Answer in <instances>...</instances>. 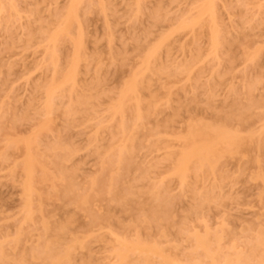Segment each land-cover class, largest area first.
Segmentation results:
<instances>
[{"label":"rangeland","instance_id":"1","mask_svg":"<svg viewBox=\"0 0 264 264\" xmlns=\"http://www.w3.org/2000/svg\"><path fill=\"white\" fill-rule=\"evenodd\" d=\"M206 1L0 0V242L12 247L6 248L9 254H15L17 247L20 253L25 252L23 247L25 250L30 248L37 235L44 234L41 227L38 228L42 223L41 216L53 223L50 236L49 232L47 236L51 238L53 234L61 249L71 242L68 246L78 248L63 264L69 260H73L69 264H116L112 248L117 236L129 238L138 233L145 241L158 242L166 249L172 246L170 251L174 256L176 252L179 261H183L184 256L187 261L189 250L192 248L193 251V233L205 234L206 230L214 233L223 227V240L220 239L221 246H225L223 251L232 249L228 248L232 243L246 251V239L263 230L264 188L261 184L264 182V163H260L264 152L261 153L258 147L262 146L264 151V141H261L264 136L258 134L264 135V0ZM2 4L5 10L1 8ZM68 14L71 18L68 33L72 36L66 34L70 39L64 31L60 33ZM212 30L218 32L219 45L212 41ZM57 33L59 42L49 40ZM78 57L81 58L78 60ZM57 72L67 74L59 79ZM56 77L62 81L58 82ZM128 88L132 95L126 93ZM125 94L127 96L123 97ZM119 101L125 110H117ZM10 118L14 120L11 122ZM190 120L194 127L205 124L213 128L224 123L226 125H219L221 128L218 129L244 133L240 136L245 141H240L235 148L221 144L231 149H227V153L223 150L225 154L221 151L224 158L219 157L221 161L213 164L214 171L209 165L208 170L206 165L203 166L208 173L198 170L201 167H196L198 164L193 157L195 159L191 160L195 162L190 163L192 166L182 179V175L174 173L175 162L179 159L177 148L182 149L181 141L189 137L186 133L189 129H197H192ZM203 120L208 122L204 121L202 126L195 123H203ZM123 125L126 128L123 129ZM253 130L258 131L257 134ZM245 131L249 132L248 137ZM210 132L206 139L214 138L215 133ZM174 133L179 137L172 136ZM250 133L254 134L251 136ZM128 138H131L130 144ZM26 140L35 143L33 151L39 158L43 157V164L48 169L46 175V169L41 173L36 167L38 172L34 170L35 174L40 172L42 175L36 174L32 183H37H30L39 195L32 190V200L36 197L32 211L37 210L36 214L32 212L34 220L25 216L27 173L21 169L23 165L20 166L25 160L23 141ZM126 144L134 150L126 153L133 166L123 170L124 173L118 169L114 155ZM112 148H116V153L111 151ZM168 148H176L173 152L178 154L170 153L172 150ZM249 149L260 150L262 155L257 152L259 156L253 158L257 153L251 150L249 157ZM169 150L172 157L167 153ZM254 159L257 164L252 162ZM107 160H112L111 166L112 163L115 166L112 168ZM117 172H120L119 177ZM253 174L259 176H256L258 180ZM62 175L68 184L71 183V189H68L70 185L66 188L67 197L62 190L66 186L61 185L66 184L61 180ZM54 176L55 181L52 180ZM112 177H118L116 184L113 183L117 191L123 190V193L118 191L122 202L111 201L108 190ZM95 178H105L101 183L106 184L91 188L93 185L89 181ZM56 188L59 191H55ZM114 188L110 191L116 192ZM83 189L86 193L95 191L90 208L80 201L86 194ZM38 197L41 198L38 200ZM161 202L170 206L167 205V211H170L167 219L162 218L165 211L161 210ZM37 205L43 206L45 211ZM86 207L106 215L102 225L96 224L99 229L88 220L89 209L86 211ZM156 209L161 213L156 214L159 222L156 218L151 222L149 215L144 214L151 213L152 216ZM141 219L145 222L139 221ZM55 225L66 228L58 232L53 229ZM18 231L25 235H20L22 243L14 247L11 239ZM81 240L86 244L79 242ZM28 262L31 264L32 261Z\"/></svg>","mask_w":264,"mask_h":264},{"label":"bare ground","instance_id":"2","mask_svg":"<svg viewBox=\"0 0 264 264\" xmlns=\"http://www.w3.org/2000/svg\"><path fill=\"white\" fill-rule=\"evenodd\" d=\"M6 1V0H5ZM7 1H9V0H7ZM74 1H76V0H74ZM206 1V0H205ZM209 1H211V0H208V1H206V3H209ZM213 1V0H212ZM13 2V1H12ZM9 3V2H8ZM75 3V2H74ZM5 4H7L6 2H5ZM13 4V3H12ZM15 4V3H14ZM3 5V4H2ZM1 5V8L2 9H4L5 10V5H3L2 6ZM8 6H10V5H8ZM12 6V5H11ZM10 6V7H11ZM73 6H74V4H73ZM204 7H205V5H204ZM205 8H207V7H205ZM209 9L211 8L210 6L208 7ZM9 10V9H8ZM10 11H11V9H10ZM65 19H66V21L63 19V22L65 21V27L60 31V33H62L63 31V34H66V33H68L69 32V30L71 31V28H70V25H71V23H70V20H71V18H70V14H68L67 15V17H64ZM59 31V30H58ZM70 33V32H69ZM68 33V35H69V37H71L72 35H70ZM58 35H59V33H57V34H54L49 40H53V41H56L57 39L59 40L60 38H58ZM68 35L66 34L65 36L66 37H68ZM61 36V35H60ZM68 37V39H70ZM211 37H212V41L214 42V43H216V44H218L219 45V39L220 38H218L219 37V35H218V32L216 31V30H212V32H211ZM72 39V38H71ZM56 41V42H59V41ZM73 40V39H72ZM76 44V43H75ZM54 45V44H53ZM217 45V46H218ZM56 47V46H55ZM81 53V52H80ZM79 53V54H80ZM53 54H54V52H52V56H53ZM55 55V54H54ZM54 57V56H53ZM79 58H81V57H78L77 59L79 60ZM60 72V71H59ZM59 72H57V74L59 73ZM62 72V71H61ZM63 73V72H62ZM56 74V73H55ZM56 74V76L58 77V75ZM65 74H67V73H64V75ZM63 77H62V76ZM61 75H59L60 76V78L59 79H61V78H64V75L63 74H61ZM56 77V78H57ZM66 79H67V77H66ZM57 81L59 82L60 80H58V78H57ZM62 81V80H61ZM60 81V82H61ZM65 81V80H64ZM63 81V82H64ZM137 82H138V80H136ZM66 82H68V81H66ZM64 84V83H63ZM67 84V83H66ZM66 84H65V86H66ZM128 84V83H127ZM62 86V85H61ZM136 86V85H135ZM136 88V87H135ZM138 89V88H137ZM137 89H135V92H136V90ZM128 92H126L127 94L128 93H130V88H128ZM123 92H124V89H123ZM122 92V93H123ZM134 92V93H135ZM131 95H132V92L130 93ZM130 95V96H131ZM134 96H135V94H133ZM125 96H127L126 94L123 96V97H125ZM129 96V97H130ZM121 97V96H120ZM119 100H120V98H118ZM124 99V98H123ZM126 99H127V97L124 99L125 101H126ZM124 101V102H125ZM123 102V101H122ZM253 102V101H252ZM117 103V102H116ZM119 104H120V106L117 104V110L118 109H120V110H125V106L124 107H122L123 105L120 103V101L118 102ZM139 102L137 101V103L136 104H138ZM153 104V103H152ZM248 104H251V103H248ZM247 104V105H248ZM115 105V104H114ZM113 105V106H114ZM139 105V104H138ZM4 106V105H3ZM112 106V107H113ZM248 106H250V105H248ZM253 106V105H252ZM2 107V105L0 106V108ZM114 107H116V106H114ZM156 107V106H155ZM251 107V106H250ZM150 108V107H149ZM153 108V107H152ZM158 108V107H157ZM119 110V111H120ZM114 111V110H113ZM157 111V110H156ZM114 112H117V111H114ZM122 112V111H121ZM154 112V111H153ZM152 112V113H153ZM6 113V112H5ZM145 113V112H144ZM147 113V112H146ZM156 113V112H155ZM3 114V112L1 113V115ZM140 114V113H139ZM148 114H149V111H148ZM5 115V114H4ZM3 115V116H4ZM7 115V114H6ZM145 115H147V114H145ZM141 116V114L139 115V117ZM145 117V116H144ZM144 117H141V119L142 118H144ZM0 118L2 119V117L0 116ZM3 118H5V116L3 117ZM14 118V117H13ZM13 118H10V119H8V120H10L11 122H12V120H14ZM216 119H217V117H215ZM231 119V118H230ZM4 121H5V119H3ZM140 120V119H139ZM218 120V119H217ZM226 120V119H225ZM264 120V119H263ZM191 121V120H190ZM200 121H202V120H200ZM205 120H203V123L201 122H195L196 124L197 123H199L200 124V126H202L205 122H208V120L207 121H205ZM192 122V121H191ZM218 122V121H217ZM216 122V123H217ZM225 122V121H224ZM10 123V122H9ZM8 124V123H7ZM12 123H10V126H12L11 125ZM187 124H189V122L187 123ZM191 124H193V127H192V129H196V130H191V129H189V132H188V130H187V128H186V131L188 132V133H186V134H188L187 136H189V137H187L186 138V140H183V141H181L183 144V146H182V149H180V148H177V150L179 149L180 150V152H179V155H178V158L179 159H177V161L175 162V163H177V168L175 169L176 171H174V173L175 172H177V176H181L182 177V179H183V176H185L184 174H186L187 173V171H188V169H189V167H191L190 166V163L192 164L193 162H195V161H197V163L196 164H198V165H196V167L197 166H200L201 168H199L198 170H205V169H203V166L205 167V165H206V167L208 166L209 167V169L210 170H213L212 168V166H214L215 164H216V161L218 160V158L219 157H221V156H223V154H225L224 153V151L223 150H226L225 152L227 153V149H231V147L230 148H227V147H225V146H223L222 147V145L221 144H223V143H226V144H229V145H234V148H235V145L237 146L239 143H240V141H245V139L244 138H242L243 137V135H244V133L243 134H241L240 132L238 133H236L235 132V128H233V130H234V132H230V133H228V130L225 128V129H218V128H221L220 126H225V125H223L224 123H221V125H220V123L217 125L218 127H213L214 125H213V123L211 122V124L213 125L212 127L213 128H211L210 126H202V127H194L195 125H194V123L192 122ZM208 124H210V122L208 123ZM3 125H4V123H3ZM198 125V124H197ZM220 125V126H219ZM229 125V124H228ZM9 126V125H8ZM140 126V125H139ZM142 126H144V124L142 125ZM199 126V125H198ZM124 127V125L122 126V128ZM124 128H126V127H124ZM123 128V129H124ZM129 129V128H128ZM149 129H150V127H149ZM230 129V128H229ZM239 129V128H238ZM262 129H264V124H262ZM129 130H131V129H129ZM128 130V131H129ZM133 130V129H132ZM148 130V129H147ZM190 130H191V132H190ZM210 130H212L215 134H213V136H214V138L213 137H211V138H213V140H211V138H209V139H206L208 136H206V134H208L209 132H210ZM236 130H237V128H236ZM133 131H135V130H133ZM230 131H232L231 129H230ZM248 131H251V130H248ZM248 131H245V135H247V134H249V132ZM253 131H255V130H253ZM184 132V131H183ZM248 132V133H247ZM256 132V131H255ZM254 132V133H255ZM258 132V131H257ZM257 132H256V134H257ZM128 132H126V134H127ZM176 133H178V132H176ZM176 133H174V135H172V136H175V134ZM190 133V134H189ZM211 133V132H210ZM232 133L233 134H235V135H232ZM254 133H250L251 134V136L254 134ZM130 134V133H129ZM132 134V133H131ZM131 134L129 135V136H131ZM180 134V133H179ZM183 134V133H182ZM184 134H185V132H184ZM186 134H185V136H186ZM151 135V134H150ZM155 135V134H154ZM240 136V137H238V136ZM258 135H262V136H264L263 134H262V132H261V134H258ZM128 136V137H129ZM176 136L177 137H179V135L178 134H176ZM175 136V137H176ZM183 136V135H182ZM205 136H206V138H205ZM134 137V136H133ZM180 137H181V135H180ZM245 137V136H244ZM247 137H248V135H247ZM246 137V138H247ZM124 138H126V135L124 136ZM124 138L122 139L123 141H124ZM256 137L254 136V139H255ZM259 138H261V136L259 137ZM262 138H264V137H262ZM130 139V140H129ZM134 138H132V140H133ZM254 139H251L250 138V141L252 140V142H253V140ZM122 140H121V142H122ZM248 140V139H247ZM256 140H257V138H256ZM256 140H255V143H256ZM27 141V140H26ZM23 141L24 143H23V145H24V147H25V149L23 150V151H25L24 152V155H25V157H23V159L25 158V160H23L24 162H22L21 163V165L20 166H22L23 165V167H21V169L22 168H24V171H26V173H27V180H26V178L24 177L23 179H25L27 182H24V184H25V195H26V197H25V207H26V209L27 210H25V213H26V211H27V213H26V219H32V220H34L33 219V217H34V214H36L35 212L37 211H32V209L34 208L35 209V206H33V208H32V204L33 205H36L35 204V199H36V197L33 199L34 200V202L32 203V198H31V195L33 194V192H32V190L34 191V188L33 187H31V185L34 183V182H36V181H33V183H32V180H36V178H35V175L36 174H41V173H45V172H42V171H46V175H47V173H48V169L47 168H45L46 166H45V164H43L44 162L42 161V158H39V156H37L36 154H35V152L33 151L34 149H33V146H35V145H33V144H35V143H33L32 141ZM129 141V143L128 144H130V141H131V138H128V140H127V142ZM135 141V140H134ZM257 141H260V139L259 140H257ZM261 141H264V139L262 140L261 139ZM18 142V141H17ZM180 142V141H179ZM248 142V141H247ZM247 142H246V145H247ZM252 142H251V144H252ZM243 142H241V144H242ZM249 143V142H248ZM261 143V142H260ZM259 143V145H262V143L260 144ZM19 144V143H18ZM263 144H264V142H263ZM16 145V144H15ZM221 145V146H220ZM240 145V144H239ZM254 146H255V144H253ZM252 145V146H253ZM16 146H19V145H16ZM121 146V145H120ZM131 146V145H130ZM140 146V145H139ZM243 146H245L244 144H243ZM251 146V148H253ZM257 146V145H256ZM21 147H19V148H21ZM61 147H63V146H61ZM117 147V146H116ZM133 147V146H132ZM131 147V148H132ZM222 147V148H221ZM224 147H225V149H224ZM249 146L247 145V148H248ZM258 147V146H257ZM260 147V148H259ZM258 147V149H260L261 150V153H263L264 151H262V146H259ZM57 148H58V145H57ZM118 148V147H117ZM246 148V146L244 147V149ZM55 149V148H54ZM58 149H60V148H58ZM62 149V148H61ZM133 149V148H132ZM134 149H136V148H134ZM168 149H170V150H172L171 152H170V150L167 152L168 153V155L169 156H171V154L170 153H172L173 152V150H176V148L174 149H172V148H168ZM233 149V148H232ZM244 149H243V151H244ZM254 149H255V147H254ZM253 149V150H254ZM264 149V148H263ZM113 150L115 151L114 153H116V148L115 149H113L112 148V152H113ZM130 150L131 149H129L128 148V146H127V144L126 145H123V147L122 148H120L119 150H118V154L116 155H114L115 157H116V160H115V162L117 163V165H118V169L120 170H125L126 171V169H129L131 166H133V163H132V165H131V163H130V161H128L129 160V158L128 157H126V153L127 152H130ZM176 150V151H177ZM252 149H249V151L251 152L250 153V155H249V157L251 156V154H252V151H251ZM257 150V149H256ZM256 150H254L255 152H256ZM260 150H259V152L258 153H260ZM33 151V152H32ZM59 151V150H58ZM108 151V150H107ZM131 151H134V150H131ZM223 152V154H222V152ZM238 151V150H237ZM240 151V150H239ZM247 151V150H246ZM249 151H248V153H249ZM170 152V153H169ZM242 152V151H241ZM256 152V153H257ZM110 153L111 152H109V154H107V155H110ZM113 153V154H114ZM135 153V152H134ZM177 152H173V154H176ZM229 153V152H228ZM239 153V152H238ZM258 153L257 154H255L254 156H253V158H255V156H257L258 155ZM260 153V154H261ZM128 154V153H127ZM133 154V153H132ZM178 154V153H177ZM240 154V153H239ZM23 155V156H24ZM229 156H230V154H228ZM236 155V153L233 155V156H235ZM241 155V154H240ZM246 155V154H245ZM262 155V154H261ZM129 156V155H128ZM180 156V157H179ZM229 156H227V157H229ZM232 155H231V157H233ZM259 156V155H258ZM41 157V156H40ZM172 157V156H171ZM174 157H175V155H174ZM177 157V156H176ZM193 157H195L196 158V160L195 161H192L193 159H195V158H193ZM226 157V156H225ZM230 157V158H231ZM248 157V156H247ZM264 157V156H263ZM110 158H113V156L112 157H110ZM170 158V157H169ZM223 158H224V156H223ZM253 158H252V160H253ZM262 158V157H261ZM108 159V158H107ZM170 159H172V158H170ZM192 159V160H191ZM220 159H222V158H220ZM218 160L219 162L221 161V160ZM250 159V158H249ZM106 160V159H105ZM104 160V161H105ZM113 161H114V159H112ZM111 160V161H112ZM131 161H132V159H130ZM191 160V161H190ZM256 160H257V157H256ZM264 160V159H263ZM262 160V161H263ZM107 161H109V160H107ZM111 161H109V164H110V166H111ZM217 161V162H218ZM247 161H249V160H247ZM259 161H261V160H259ZM261 161V165H262V163H264V161L262 162ZM253 163H256L255 162V159H254V161H252ZM107 163V162H106ZM174 163V164H175ZM215 163V164H214ZM259 163V162H258ZM195 164V163H194ZM214 164V165H213ZM257 164V163H256ZM131 165V166H130ZM109 165H108V167H110ZM115 165H113V163H112V168L114 167ZM130 166V167H129ZM176 166V165H175ZM39 168V170L41 171V173L39 172V173H36L35 174V171L34 170H36L37 171V168ZM107 167V168H108ZM129 167V168H128ZM174 167V166H173ZM208 167L206 168L207 170H208ZM212 167V168H211ZM215 167V166H214ZM261 166H259V168H260ZM106 167H104V169H105ZM111 168V169H112ZM175 168V167H174ZM42 169V170H41ZM46 169V170H45ZM104 169H102V171L104 170ZM109 169V168H108ZM111 169H109V170H111ZM192 169V168H191ZM196 169V168H195ZM215 169V168H214ZM109 170H108V172H109ZM113 170V169H112ZM120 170V171H121ZM207 170H205V172H207ZM258 170V169H257ZM260 170H262V169H260ZM259 170V171H260ZM106 171V170H105ZM128 171V170H127ZM214 171V170H213ZM216 171V170H215ZM258 171V172H259ZM23 172V171H22ZM38 172V171H37ZM124 172V171H123ZM61 173V172H60ZM102 173V172H101ZM107 173V172H106ZM105 173V174H106ZM120 172H117V176H118V174H119ZM124 173H126V172H124ZM189 173V172H188ZM196 173V172H195ZM208 173V172H207ZM260 173V172H259ZM258 173V174H259ZM262 175H264V171H262ZM44 174V175H45ZM173 174V173H172ZM174 174V175H175ZM179 174V175H178ZM200 174H202V172L200 173ZM199 174V175H200ZM42 175V174H41ZM41 175H39V176H41ZM45 175V176H46ZM107 175V174H106ZM122 175V174H121ZM254 175V174H253ZM253 175H252V177H253ZM261 175V173L259 174V176ZM37 176V175H36ZM39 176L37 177L38 179L37 180H39ZM44 176V177H45ZM49 176V175H48ZM57 176V175H56ZM56 176H54L55 178H53L52 180H56ZM59 176V175H58ZM57 176V177H58ZM115 176H116V174H115ZM114 176V177H115ZM123 176V175H122ZM121 176V177H122ZM257 175H254V177H256ZM259 176H257V177H259ZM43 177V176H42ZM43 177V178H44ZM49 177H51V175L49 176ZM61 177V180L63 179V180H65V177H64V175H62V176H60ZM59 177V178H60ZM95 177V176H94ZM99 177L101 178L102 176L101 175H99ZM103 177H105V176H103ZM109 177V176H108ZM114 177H112V181H110L111 183H112V185H111V183L109 184L110 186H111V188H109V192H110V195H112V197H110L111 198V201L112 200H115L116 202H122V196H121V194H120V192L122 191V193H123V190H122V188H121V191H120V189H118V191H120V192H118L117 190H116V188H114V183L113 182H115V184H116V182L117 181H115L116 179H118V177L116 178V179H114ZM186 177V176H185ZM253 177V178H254ZM256 177V180H258V178ZM35 178V179H34ZM93 178V177H92ZM98 178V177H97ZM66 179H67V177H66ZM105 179V178H104ZM104 179H102V180H104ZM114 179V180H113ZM261 179H263V177L261 178ZM261 179H259V180H261ZM54 180V181H55ZM69 180V179H68ZM101 179L99 180V179H92L91 180V182L89 181V183H91L90 184V186H92L91 188H94L95 186L94 185H96V186H100L101 185V187H102V185L103 184H106V183H101V181H102ZM120 180V179H119ZM54 181H53V183H54ZM66 181V184L65 183H63L62 181V183L63 184H61L62 186L63 185H66V186H64L65 188L63 189L62 188V190L63 191H65V192H63L64 193V195L65 194H67V191H66V188H67V186H69L71 183L69 182V184L67 183V180H65ZM264 181V180H263ZM42 182V181H41ZM60 182V183H61ZM109 182V181H108ZM23 183V182H22ZM30 183H32V184H30ZM37 183V182H36ZM59 183V182H58ZM263 184H261V187H262V185H263V188H264V182H262ZM38 184H39V182H38ZM68 184V185H67ZM97 184H99V185H97ZM35 185V184H34ZM56 185V184H55ZM88 185V184H87ZM121 185V184H120ZM23 186V185H22ZM33 186V185H32ZM36 186V185H35ZM34 186V187H35ZM58 186H59V184H58ZM57 186V187H58ZM37 187V186H36ZM55 187V186H54ZM75 187V186H74ZM87 187V186H86ZM86 187H84V188H86ZM105 186H103V188H104ZM107 187V186H106ZM23 188V189H24ZM38 188V187H37ZM36 188V189H37ZM71 189V185L68 187V189ZM87 188H89V186L87 187ZM90 188V189H91ZM112 188H114L115 190H116V192H112V191H110V190H112ZM40 189V188H39ZM50 189V188H49ZM54 188H52L51 190H53ZM95 189V188H94ZM124 189H126V188H124ZM153 189V188H152ZM262 189V188H261ZM86 190V189H85ZM85 190L83 189V191L85 192ZM93 190V189H92ZM96 194L98 195L99 194V192H98V189L96 188ZM263 190V189H262ZM45 191V190H44ZM55 191H59L58 190V188H56V190ZM69 191V190H68ZM81 191V190H80ZM80 191L79 192H77L78 193V195H79V193H80ZM91 191V190H90ZM88 192V193H86V194H84L83 196H82V199H80V201H82L83 203H84V206L86 205L87 206V204H88V206H89V208H90V206H92V205H89V203L90 204H92V200H93V197H92V195L95 193V191H93V192ZM100 191V190H99ZM164 191H166V190H164ZM261 191V190H260ZM264 191V190H263ZM262 191V192H263ZM53 192V191H52ZM51 192V193H52ZM71 192H73V191H71ZM98 192V193H97ZM155 192V190L152 192V193H154ZM261 192V193H262ZM34 193H36V196L38 195L37 194V192H35L34 191ZM46 193H48L49 194V192H46ZM76 193V192H75ZM114 193V194H113ZM164 193V192H163ZM41 194V193H40ZM53 194V193H52ZM52 194H50L51 196H52ZM54 194H56V193H54ZM95 194V195H96ZM156 194H157V192H156ZM160 194V193H159ZM165 194H167V192L165 193ZM165 194H164V197H165ZM61 195H62V193H61ZM69 194H67V195H65V197H67ZM104 195V194H103ZM102 195V196H103ZM106 195V194H105ZM123 195H125V192H124V194ZM153 195V194H152ZM155 195V194H154ZM162 194H160V196H161ZM258 195V194H257ZM33 196V195H32ZM39 196V195H38ZM55 196H57V194L55 195ZM77 196V195H76ZM80 196V197H81ZM263 196V195H262ZM261 196V197H262ZM53 197V196H52ZM65 197H62V198H64L65 199ZM101 197V196H100ZM104 197V196H103ZM109 197V196H108ZM107 197V198H108ZM170 197V196H169ZM41 198V197H40ZM39 197H38V200L40 199ZM57 198H59L58 196H57ZM78 198H79V196H78ZM107 198L105 199V201L107 200ZM157 198H159V197H157ZM171 198H172V195H171ZM174 198V197H173ZM263 198H264V196H263ZM44 199V198H43ZM61 199V198H60ZM70 199V198H69ZM98 199V198H97ZM101 199V198H100ZM153 199V198H152ZM156 199V198H155ZM170 199V198H169ZM48 200V199H47ZM71 200V199H70ZM69 200V201H70ZM109 200V199H108ZM162 200V199H161ZM165 200H167V199H165ZM164 200V201H165ZM206 200V199H205ZM209 200H211V199H209ZM263 200V199H262ZM23 201V202H24ZM37 201V200H36ZM68 201V202H69ZM94 201H95V199H94ZM97 201V200H96ZM105 201H104V203H105ZM114 201V202H115ZM152 201H154V200H152ZM157 201V200H156ZM159 201V200H158ZM170 201V200H169ZM208 201V200H207ZM258 201H260V200H258ZM264 201V200H263ZM40 202V201H39ZM45 202H46V200H45ZM66 202V201H65ZM77 202V201H76ZM172 202V201H171ZM175 202V201H174ZM206 202V201H205ZM41 203V202H40ZM39 203V204H40ZM47 203V202H46ZM80 203V202H79ZM79 203H78V205H79ZM101 203V202H100ZM38 204V203H37ZM82 204V203H81ZM94 204V203H93ZM163 204L164 203H160V205H161V210H163V211H165L164 212V216L162 215V218L163 219H167V217H168V215H169V213H170V211H167L168 210V208L170 207L169 205H168V203H166V204H164V207H162L163 206ZM172 204V203H171ZM259 202H258V206H259ZM264 204V203H263ZM263 204H262V206H263ZM43 205V204H42ZM41 205V206H42ZM77 205V206H78ZM122 205V204H121ZM144 205H146V204H144ZM150 205V204H149ZM148 205V206H149ZM166 205V206H165ZM167 205L169 206L168 208H167ZM37 206H39V205H37ZM36 206V208H38ZM46 206V205H45ZM76 206V205H75ZM84 206H81V207H84ZM99 206V204L97 205V207ZM102 206V205H101ZM159 205H157V207H158ZM172 206H173V204H172ZM103 207H105V206H103ZM150 207V206H149ZM260 207H261V205H260ZM259 207V208H260ZM89 208H87L86 207V211H88V209ZM106 208V207H105ZM154 208V207H153ZM162 208H165V209H162ZM172 208V207H171ZM25 209V208H24ZM39 209H41V210H43V211H45V208L42 206V208H40V206H39ZM76 209H78V208H76ZM92 209V208H91ZM94 209V208H93ZM174 209V208H173ZM263 209V208H262ZM96 211H97V209H95ZM151 210H153V209H151ZM43 211H41V212H43ZM47 211V210H46ZM84 211V210H83ZM105 211V210H104ZM142 211V210H141ZM146 211V210H145ZM155 211H157V209L155 210ZM154 211V212H155ZM32 212H34V214H32ZM39 212H40V210H39ZM82 212V211H81ZM91 212V213H90ZM159 212V213H158ZM162 212V211H161ZM262 212V211H261ZM264 212V211H263ZM89 214V218L90 219H88L90 222H92L94 225H96V224H99V226H100V224L106 219V215L104 216L103 214H101V212H99V213H96V212H93L92 210L90 211V209H89V212H88ZM103 213V212H102ZM140 213V212H139ZM158 213V214H157ZM168 213V214H167ZM172 213V212H171ZM43 215H44V217L46 216L44 213H42ZM51 214V213H50ZM153 215L152 216H150L151 215V213L149 214V213H147V214H144V215H149V217L148 216H146V217H148V219H149V221H151V222H154V220H155V218H156V221L159 219L157 216L158 215H160L161 213H160V211H157V212H155V214L154 213H152ZM156 214H157V216H156ZM143 215V214H142ZM143 215V216H144ZM165 215H166V217H165ZM33 216V217H32ZM36 217H37V215H35ZM137 216V215H136ZM156 216V217H155ZM140 217H141V215H140ZM160 217V216H159ZM165 217V218H164ZM169 217H171V216H169ZM108 218V217H107ZM137 218H139V216L137 217ZM47 218L45 217V219L44 218H42V216H41V226H38V228L39 227H41L40 228V230H41V232L42 231H44V234H39L40 232H38V234L39 235H37V240H36V242H35V244L33 243L32 244V246H30V248H26V250H28V251H26L25 249H24V247L22 248L25 252H19L18 250L20 249V248H18L17 247V250L15 249V251H14V253L15 254H12V253H10L9 254V251L7 252L6 251V248H8V247H10V246H8V247H6V245L5 244H3V242H0V264H30V262H28V261H32L31 262V264H63L64 262H65V260L67 261V259H69V257H70V255H71V252L74 250V251H77V249L78 248H76V249H72V247H74L75 245V243L74 244H72V245H74V246H68V245H70V244H68L66 247H65V249H61L60 247H59V245L57 244V242H56V240H54L55 238V236H53V234H52V236H51V238L49 237L50 236V230L52 229V224L53 223H49V221H47L46 220ZM133 219V218H132ZM168 219H170V218H168ZM172 219V218H171ZM138 220V219H137ZM28 221V220H27ZM139 221H141V222H145V220H143V219H141V220H139ZM162 221V220H161ZM166 221V220H165ZM133 222V221H132ZM135 222H137V221H135ZM150 222V223H151ZM157 222H159V221H157ZM157 222H155V223H157ZM169 222V221H168ZM89 223V222H88ZM258 223V222H257ZM256 223V224H257ZM51 224V225H50ZM103 224H105V223H103ZM152 224V223H151ZM150 224V225H151ZM258 224H260V223H258ZM257 224V225H258ZM262 224V223H261ZM260 224V225H261ZM39 225H40V223H39ZM89 225V224H88ZM102 225V224H101ZM136 225V224H135ZM139 225H140V223H139ZM144 225V224H143ZM142 225V226H143ZM158 225V224H157ZM163 225V224H162ZM206 225V224H205ZM59 226V225H58ZM56 227V225L53 227V229L55 230V228L57 229V231L59 232V231H64V229L63 228H66V226L65 227H63L62 228V226L60 227ZM64 226V225H63ZM97 227H98V225H96ZM96 226H94V227H96ZM106 226V225H105ZM126 226V225H125ZM128 226V225H127ZM126 226V227H127ZM129 226H131L132 227V225H129ZM145 226H148L147 224L145 225ZM152 226V225H151ZM155 226V225H154ZM164 226H167V225H164ZM163 226V227H164ZM256 226V225H255ZM263 226V225H262ZM93 227V226H92ZM96 227V228H97ZM102 227H104V226H102ZM125 227V228H126ZM159 227H160V225H159ZM210 227V226H209ZM245 227V226H244ZM257 227V226H256ZM256 227H255V230H256ZM100 227H98V229H99ZM130 228V227H129ZM143 228H144V226H143ZM253 228V227H252ZM259 228H261V227H259ZM23 229V228H22ZM210 229H212V228H210ZM244 229V228H243ZM248 229V228H247ZM249 229H250V226H249ZM258 229V228H257ZM17 230V229H16ZM20 230V229H19ZM128 230V229H127ZM134 230V229H133ZM157 230H159V229H157ZM213 230V229H212ZM224 231L225 229L222 227V229H220V231L218 230H216L214 233H212L210 230H206V231H204L205 232V234H199V233H193L191 236H192V239L191 240H193V251H192V248H191V250H189V257H187V258H189V259H187V261H186V257L184 256V262L183 261H179V259L176 257V255H177V253L175 252V256H174V252L172 253V251H170V250H172L171 248H172V246H168L169 247V249H166L167 247H163V246H160V244L158 243V242H156V244H154L153 243V241L151 242V241H145V239H141V237L139 236V234L137 233V234H134V235H138V236H132V237H134V238H131V236L129 235V238H127V237H119V236H117L116 237V245L114 246L113 245V248H112V252L114 253L113 255H112V257H115V259H114V261L116 262V264H264V227H263V230H261V231H259L258 232V234H255V236L253 237V236H251V238L250 239H246V242H247V244H245L247 247H245V248H247L246 249V251H244V250H241V249H238V247L236 246V243L234 244V243H232L233 245H232V247H231V245L230 246H228V248H232V249H227V251H223L224 250V247H222L221 246V243H220V239H222L223 240V238H222V235L224 234H222L221 232L222 231ZM232 230V229H231ZM66 231V230H65ZM145 231H147V230H145ZM150 231V230H149ZM197 231V230H196ZM203 231V230H202ZM201 231V232H202ZM247 231V230H246ZM254 231V230H253ZM19 233L16 235V237H14V239H11L12 241H11V243H13V245H14V247H16L18 244H19V238H21L22 236H24L25 235V233H24V235L22 234H20L21 232L20 231H18ZM25 232V231H24ZM49 232V233H48ZM151 232V231H150ZM149 232V233H150ZM198 232V231H197ZM244 232V231H243ZM256 232V231H255ZM32 233V232H31ZM36 233V232H35ZM43 233V232H42ZM47 233L49 234V236H47ZM56 233V232H55ZM247 233H248V231H247ZM56 234H58V233H56ZM60 234V233H59ZM91 234V233H90ZM151 234V233H150ZM252 234V233H251ZM20 235H21V237H20ZM26 235H28V233L26 234ZM30 235V234H29ZM55 235V234H54ZM83 235V234H82ZM153 235V234H152ZM160 235V234H159ZM167 235V234H166ZM57 236H60V235H57ZM56 236V237H57ZM74 236V235H73ZM76 236H78V235H76ZM75 236V237H76ZM90 236V235H89ZM211 236H213V238L211 237ZM240 236V235H239ZM242 236V235H241ZM2 237V236H1ZM82 237V236H81ZM80 237V238H81ZM84 237V236H83ZM88 237V236H87ZM140 237V238H139ZM224 237V236H223ZM233 237V236H232ZM29 238V237H28ZM53 238V239H52ZM74 238V237H73ZM72 238V239H73ZM152 238V237H151ZM160 238H162V237H160ZM159 238V239H160ZM244 238V237H243ZM23 239H25L24 237H23ZM22 239V240H23ZM71 239V240H72ZM153 239V238H152ZM163 239H164V237H163ZM245 239V238H244ZM21 240V239H20ZM70 240V241H71ZM74 240V239H73ZM72 240V241H73ZM75 240H77L76 238H75ZM78 240H79V238H78ZM189 241H190V239H188ZM7 241V240H6ZM35 241V240H34ZM60 241V240H59ZM69 241V242H70ZM86 241V240H85ZM163 241V240H162ZM242 241H244L243 239H242ZM79 242H83L82 240L81 241H79ZM87 242V241H86ZM222 242V241H221ZM238 242V241H237ZM245 242V241H244ZM243 242V243H244ZM7 243V242H6ZM10 243V242H9ZM22 242H20V244H21ZM80 243V244H81ZM114 243V244H115ZM152 243V244H151ZM61 244H63V243H61ZM82 244H86V243H82ZM9 245V244H8ZM79 245V243L77 244V246ZM168 245V244H167ZM239 245H241L240 243H239ZM81 246V245H80ZM79 246V247H80ZM174 246V245H173ZM178 246V245H177ZM26 247V246H25ZM64 247V246H63ZM82 247V246H81ZM86 246H83V248H85ZM162 247L164 248V249H166V250H168L169 252H171L170 254H169V252L168 251H166V252H168V253H166L165 251H164V249H162ZM171 247V248H170ZM175 247V246H174ZM179 247V246H178ZM190 247V246H189ZM241 247V246H240ZM10 248H12V247H10ZM9 248V249H10ZM75 248V247H74ZM79 249H82V248H79ZM179 249V248H178ZM175 250V249H174ZM181 250V249H180ZM179 250V251H180ZM20 251H22V250H20ZM178 251V250H177ZM190 251H192V252H190ZM229 251V252H228ZM19 252V253H18ZM26 252H28V254H26ZM18 253V255H16ZM191 253V254H190ZM196 253H197V255H196ZM226 253V254H225ZM73 254V253H72ZM184 254V253H183ZM28 256V257H27ZM74 256V255H73ZM72 255H71V257H73ZM188 256V255H187ZM176 257V258H175ZM179 257V256H178ZM27 258L29 259V260H27ZM72 259V258H71ZM180 259H181V257H180ZM182 260V259H181ZM70 261L71 260H69L68 262H67V264H69L70 263ZM73 261V260H72ZM71 261V262H72Z\"/></svg>","mask_w":264,"mask_h":264}]
</instances>
